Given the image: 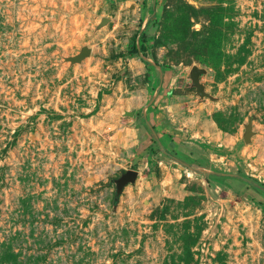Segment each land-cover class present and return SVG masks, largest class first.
Returning a JSON list of instances; mask_svg holds the SVG:
<instances>
[{
	"label": "rangeland",
	"instance_id": "rangeland-1",
	"mask_svg": "<svg viewBox=\"0 0 264 264\" xmlns=\"http://www.w3.org/2000/svg\"><path fill=\"white\" fill-rule=\"evenodd\" d=\"M0 264H264V0H0Z\"/></svg>",
	"mask_w": 264,
	"mask_h": 264
},
{
	"label": "water",
	"instance_id": "water-1",
	"mask_svg": "<svg viewBox=\"0 0 264 264\" xmlns=\"http://www.w3.org/2000/svg\"><path fill=\"white\" fill-rule=\"evenodd\" d=\"M108 22V19L101 18L97 28L104 26ZM90 55V49L88 47H82L77 54L64 58V61L69 62L70 64H75L81 62L84 58ZM202 73V70L198 69L195 66H192L189 71V77L191 80V85L195 87L197 95L200 97L205 96L203 92V87L199 83V75ZM252 135L251 124L247 123L244 127L243 140L248 143ZM137 172L135 170L125 171L118 179L115 180V193L118 195L121 193L123 187L127 183H133L136 179Z\"/></svg>",
	"mask_w": 264,
	"mask_h": 264
},
{
	"label": "trees",
	"instance_id": "trees-1",
	"mask_svg": "<svg viewBox=\"0 0 264 264\" xmlns=\"http://www.w3.org/2000/svg\"><path fill=\"white\" fill-rule=\"evenodd\" d=\"M236 178H240V176L238 177V176H236ZM242 178V177H241ZM116 197V196H115Z\"/></svg>",
	"mask_w": 264,
	"mask_h": 264
}]
</instances>
